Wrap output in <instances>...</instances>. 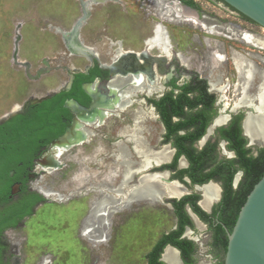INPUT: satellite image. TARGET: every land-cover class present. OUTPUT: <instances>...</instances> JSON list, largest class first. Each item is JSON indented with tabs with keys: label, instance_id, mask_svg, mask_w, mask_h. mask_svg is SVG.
<instances>
[{
	"label": "rangeland",
	"instance_id": "obj_1",
	"mask_svg": "<svg viewBox=\"0 0 264 264\" xmlns=\"http://www.w3.org/2000/svg\"><path fill=\"white\" fill-rule=\"evenodd\" d=\"M135 1L137 6L145 11L147 7L144 6V2ZM192 2L203 11L211 24L223 25L222 22L225 20L232 22L238 20L235 14L223 9L216 1L192 0ZM79 9L78 0H0V78H4L3 74L15 72L14 70L17 69L19 72L22 71V67L16 65L18 62L12 61L13 53L17 60L24 59L35 64L39 63L38 59L41 57L47 59L49 65L55 69L42 81L46 84V89L50 88L48 93L56 91L66 80L65 66L82 69L86 61L81 56L68 55L61 38L63 31H66L73 20L80 15ZM150 11L152 18H156L157 14L151 9ZM166 12L168 16L164 17V22L169 25L171 42L177 49L184 46V58L180 60L177 57L174 78L181 83L192 73L205 77L206 75L198 71L195 66L193 52L218 46L226 40L230 44L231 40L227 38L225 40L215 29L208 33L206 28L186 21L185 14L176 17L171 3L170 6L167 5ZM159 21L163 23L161 18ZM157 25L162 36L166 38L162 25L156 23L153 29ZM245 25L249 33L256 38L255 41L260 44L258 48L249 45V49L244 50L249 53L247 58L264 69V31L249 21L245 22ZM94 34L98 36L99 33L98 31L90 33L93 36ZM150 41L152 43L151 38L147 43L154 48L153 50L164 52L159 47L151 45ZM96 45L99 47V41H96ZM48 79L53 82L52 86L48 84ZM207 79L213 80L212 76H207ZM257 80H260L259 76ZM158 81L159 76L156 82ZM114 82L118 86L124 83L119 80ZM236 82L239 83V78H234V84ZM245 82L244 78L243 85L246 84ZM159 83L163 85L162 81ZM233 85L225 92L213 91L217 97L218 116H226V119L227 115L233 112L230 108L232 109L241 95V91L239 95L235 94ZM250 85L246 88L247 94ZM256 92L257 87L253 95H248L253 97ZM43 93L42 89L41 94ZM143 93L130 97L131 103L126 111L116 117L109 116L106 119L107 126L100 129L95 136L96 140L93 144L96 145L99 140L98 146L102 145L103 148L102 154L98 155L100 161L83 160L82 153L78 154L76 150H71L60 157L62 164L60 169L51 172L40 169L38 184L40 192L44 194L43 203L39 204L37 210L21 224L5 231L1 236V242L5 246L3 257L7 264H144L145 254L154 241L162 233L174 227V214L171 206L166 203V199L172 197L162 194L151 197L149 194L137 193L139 186L129 185L131 178L124 184L123 166L115 157V144L126 139L121 126L130 122L132 123L126 126L132 127L137 124L141 128L144 140L147 141L146 148L139 150L141 154L147 151L155 153L163 147L160 144L162 126L154 110L141 100L145 97ZM156 94L153 93L152 96ZM242 108L236 107L234 112ZM224 121L220 123L223 124ZM220 123L211 125L203 140L196 145L199 147L207 138L213 137L214 129L221 125ZM119 127L121 128L117 130ZM127 145L131 147L129 143ZM85 152H88V148ZM130 152L131 160L138 162L137 160L141 158L138 155L140 153L135 154L132 148ZM73 153L77 154L71 156ZM217 153L219 157L232 156L223 142L218 143ZM160 163L149 162L145 168L135 170L131 177L145 173L148 168L151 166L154 168ZM185 165L182 160L178 163L179 167ZM100 170L101 172H98ZM89 175L103 179L91 181ZM142 175L137 178V182ZM163 178H166V175ZM81 180L88 181L84 182L88 188L77 184ZM162 184H166L164 179ZM92 185L97 187L92 188ZM186 189L190 192H201L198 186H190ZM105 192L111 197L107 202H102ZM192 222L193 226L186 228L185 236L195 245L194 264H222L224 255L217 254L213 250L211 233L206 225L195 218Z\"/></svg>",
	"mask_w": 264,
	"mask_h": 264
},
{
	"label": "flooded vegetation",
	"instance_id": "obj_2",
	"mask_svg": "<svg viewBox=\"0 0 264 264\" xmlns=\"http://www.w3.org/2000/svg\"><path fill=\"white\" fill-rule=\"evenodd\" d=\"M142 1L144 2V6L147 7L145 11L143 8L140 9L137 6L135 0H78L80 6V15L73 20L70 27L66 31H63L61 38L63 39L64 46L68 51V55L81 56L86 61V64L82 67V69L65 66V71L67 72L66 80L62 82L59 88L52 93H48L50 88L46 89V84L42 83L44 80L43 78L50 76V73L55 70L49 65L47 59L41 57L38 59L39 63L35 64L24 59L17 60L16 55L13 53L11 59L14 63L18 62L16 65L19 68L22 67V71L19 72V69H17L14 70L15 72L3 74L4 78H0V143L2 145L4 144V148L0 149V152L2 151V153H0V165L1 163H7L8 165H11V168L8 170V175L6 177L0 176V192H4L3 188H5L6 192V186L8 184V193L6 196V198H8L7 204L17 207V211H22L27 205H29L31 214L22 216L17 221L15 226H9L5 228L2 231L1 236L5 231L21 224L24 219L31 216L37 210L39 204L43 203L44 194L40 192L38 184V180L41 176L40 169H45L48 172L60 169V165H62L60 162V157L64 155L63 153L69 152L71 150H76L78 154L82 153L81 157L83 160H101L98 158V155L102 154L103 148L102 145L101 147L98 146L99 140H97L96 145L93 144L96 140L95 136L98 135L100 129H104L105 126H107L108 121H106V119L109 116L114 115L116 117L119 116V113L126 111L127 107L131 103L129 102L130 97L136 95L137 93H143L135 91L129 96H126L124 99L121 95V91L128 86L132 79H136V77H140L145 86H154L157 88L158 91L153 92L157 93L156 95L152 96L153 93L148 95V93L145 94L144 92L143 94L145 97L141 100L154 110L157 119L162 126L163 132L160 137V144L162 146L168 145V147L172 149L171 157L168 161L161 162L162 164L160 163L154 168H151V166L145 171V173H141L140 175H153L152 173L159 172L165 174L166 178L171 181H179L172 176L176 174L177 169L187 167V161L183 155L178 157L176 169H158L162 165L167 164L172 160L175 149L169 143H161L162 135L164 133V126L159 119L156 108L148 101V99H158L165 92L171 90L172 83L180 86L189 82L191 77L194 74H197H190L189 77L181 83H178L173 76L177 59L180 58L181 60V58H184V46L181 49V46L179 49L175 48L171 42V39L169 38V25L164 22V17L168 16V12H166V10L169 3H175L177 7L189 9L192 12L191 16L193 19L191 21H194L189 22L206 28L208 33H211L215 29V31L222 35L225 40L226 38L231 40L230 44H228V41L226 40V42H222L218 46L216 45L214 47H207L200 52H193L195 66L197 67L198 71L205 74L206 76L202 77L199 74L197 75L199 78H202L206 81L207 91L214 95L215 101L213 105L216 107V115L207 126L205 134L193 144L194 147L199 149L208 139H210V141H214L217 135L215 131L216 128L227 126L233 115L242 114L239 121L241 133L247 139L246 146H250L252 148V153L254 155L256 154V150L254 149L255 146L249 144V136L243 129V121L247 115L246 112L247 110L251 109L248 106H239L243 108L242 110L236 112H234L235 108H230V110L233 112L227 115V119L223 124L220 123L221 125L214 129L213 137L207 138L199 147L196 145L202 138L205 137L207 130L211 125H213L215 118L218 116V107L216 104L217 97L213 91L215 90L219 92H225L229 86L234 84V78H239V83L236 82L233 85V90H236L235 94L239 95V91H241L239 87L242 86L244 78L246 77V74L244 73V65L246 62H250L247 58L249 53L244 50L249 49V45L257 48L260 47V44L255 41L256 38L254 35L249 33V29L245 25V22H247L249 19L235 11L221 0L219 1L220 3H223V6L235 11V14L238 18L237 21L232 22V20H225L222 22L224 23L223 25H218L215 23L211 24L209 21H207L203 11L198 6H196L192 0H171L170 2H168V0ZM208 1L215 2L214 0ZM150 9L155 12V14H157L156 18L159 16L158 19L155 17L152 18L151 14L149 13L151 12ZM94 12L96 13L94 14ZM160 18L163 20V23L159 21ZM78 20H80V23L77 25V27H75V24ZM156 23L162 25L168 42L167 51H160L161 53H159L157 50H153L154 48H151V46L147 43L148 39L152 38L153 26ZM74 28H76V34L73 33ZM95 31H98V36H95L96 34H94V36L90 35V33H95ZM87 34L89 35L87 36ZM246 35H250L255 42H248L245 39ZM94 38L96 41H99V47L96 45ZM76 43L80 46V48L73 49L72 46ZM150 44L153 45L151 41ZM176 49L177 52L175 51ZM116 52L118 53L115 55ZM240 60H242V65L239 64ZM250 63L254 66L257 72L261 73V71L264 70L253 62ZM123 71H126L127 74H120V72ZM115 72L116 75H114ZM91 73L96 74L91 80H87L86 78L78 75H89ZM158 76L159 81H162L163 85H161L159 81L158 83L156 82L158 80ZM207 76H212L213 79L217 80L216 85L218 88L225 85L223 90L211 88L210 83H208L209 79H207ZM252 79L254 80L252 81L248 90L249 95H253L255 93L256 87L260 82V80H257V76ZM114 80H119L120 82L124 83L120 86L117 85L118 88H116L113 87L114 85L112 84ZM77 83L79 84L80 89H76L75 86ZM48 84L52 86L53 82L48 79ZM42 89L44 90L43 94H41ZM250 89H253V91H250ZM61 91L69 92L71 93V96L64 99L62 102V108H59L57 106V100L53 98L54 94ZM176 91L177 89L174 88L173 92L175 93ZM42 97L45 98L41 99ZM121 99L127 103H124V105H119L122 101ZM92 102L94 104V108H96V111L90 116V119L93 121H89L90 119L85 120L84 118H80L78 115H76V112L79 110L78 106L82 108H90ZM255 102L256 101L253 100L254 104ZM71 103H75L74 105L76 106L77 104L78 106L72 110L73 108ZM68 105H70V107ZM97 109H99V113H96ZM118 110H120V112H118ZM129 124H124L121 127H126V125L129 126ZM121 127L117 128V130H119ZM66 129H72L73 132L74 129L77 131L81 130L80 133H84L85 137L78 140L75 136H72L71 140L74 141L73 139L76 138L75 141L78 140V142L72 144L67 149L63 147H52L51 149L52 141L60 136ZM59 130H61L60 133H58ZM125 138L126 139L123 141V143L126 145L129 152L130 148H132L134 153L138 154V151L134 149L132 141L129 140L127 134L125 135ZM144 142V145L146 146L147 141L144 140ZM220 142H223L226 150L232 154L231 157L224 158L234 157L233 151L226 147V141L223 139H218L217 145ZM127 143L131 144L130 148L128 147ZM87 148L88 152L86 153L85 151H87ZM139 152L141 153V151ZM77 153H73L71 156H74V154ZM138 155L141 156V154ZM52 156L58 161L60 167H55L56 161ZM181 158L185 160L186 164L183 167L178 166ZM118 163L120 162L118 161ZM98 172H101V170ZM237 172L240 173L239 179H237L239 181L241 177V171L238 170ZM237 172L234 175L233 181ZM140 175L132 176L129 185L140 186L142 184L141 177L147 176L142 175L137 182V178ZM89 177L91 181L102 178L94 176L91 177L90 175ZM70 179H72V175H70ZM183 179L189 182L186 176H184ZM84 182L87 183L88 181L81 180L77 182V184L79 186H85L84 188H88V185H84ZM209 182L217 184L219 187V194L217 198L212 200V203L210 202L211 204L209 203L208 205L211 211L212 205L218 202L220 199L221 187L219 182L209 180L208 182L201 185L193 184L190 186L200 187ZM109 185H111V182ZM91 187L94 188L97 186L92 185ZM112 187L114 188V186ZM184 187L187 188L185 185ZM183 193H181L179 196H172V198H179L182 195L191 192L188 191V193ZM198 193L200 194L198 205L204 211H206L208 206L205 208L199 203V201L202 199V192ZM69 194H71V192H69ZM35 195L40 199L32 202ZM168 199H166V203L170 205V203L167 202ZM187 208L189 209V207L186 206V211ZM206 212L209 213L208 211ZM188 215L193 221V217L189 213ZM195 217L197 216L195 215ZM198 221L200 220L198 219ZM185 230L182 234L183 237H186ZM166 246L168 247V245ZM165 247L164 249H166ZM164 249L161 253V257L165 251ZM4 250L5 248L3 251ZM3 251L2 258L6 263L3 257Z\"/></svg>",
	"mask_w": 264,
	"mask_h": 264
},
{
	"label": "trees",
	"instance_id": "obj_3",
	"mask_svg": "<svg viewBox=\"0 0 264 264\" xmlns=\"http://www.w3.org/2000/svg\"><path fill=\"white\" fill-rule=\"evenodd\" d=\"M78 75L91 80L96 74ZM75 87L80 89L78 83ZM174 88L177 89L175 93L173 92ZM70 94L65 91L54 94L53 99L57 100L59 108H62L63 100L71 96ZM148 101L156 108L164 126L161 143H169L175 149L172 160L158 169H176L178 157L183 155L187 161V167L177 169L173 178L178 179L187 187L213 180L219 182L221 192L220 199L212 205L209 213L198 205L200 199L198 192L168 199L167 202L170 203L174 214L175 225L154 241L145 254L144 264H166L161 259V253L166 245L178 251L182 264H194L195 245L192 240L182 236L186 227L193 226L185 209L186 206L200 221L206 224L211 233L213 250L217 254L224 255L227 244L225 228L228 231L231 230L247 194L264 173V146L254 147L255 155L252 153V148L246 146L247 139L242 135L239 125L242 114H238L232 116L227 126L216 128L217 135L214 141L208 139L199 149L194 147L193 144L205 134L207 126L216 115V107L213 105L215 97L207 91L206 81L199 78L197 74H194L189 82L180 86L172 83L171 90L165 92L158 99H148ZM218 139L226 141V147L233 151L234 157L219 158L217 156ZM3 145L0 143V149L4 148ZM9 168L11 165L1 163L0 176L6 177ZM238 170L241 171V177L234 188L232 181ZM184 176L189 182L183 179ZM3 191L5 192V188ZM4 192H0V264H6L2 258V251L5 248L1 243L2 231L9 226H15L22 216L31 214L29 205L22 211H17V207L7 204L8 184L3 195ZM38 199L40 198L35 195L32 202Z\"/></svg>",
	"mask_w": 264,
	"mask_h": 264
},
{
	"label": "bare ground",
	"instance_id": "obj_4",
	"mask_svg": "<svg viewBox=\"0 0 264 264\" xmlns=\"http://www.w3.org/2000/svg\"><path fill=\"white\" fill-rule=\"evenodd\" d=\"M170 6V3H169ZM172 8L175 10V16L176 17H180L182 16V14H185L186 16V20L191 21L192 18V12L187 9V8H178L177 5L175 3H171ZM193 22V21H191ZM245 39L248 42H255L250 35H246ZM70 40V39H69ZM152 44L159 47L162 51H167L168 48V42L167 39L165 37L162 36L161 30L159 28V25L155 26L153 29V35H152ZM73 49H78L80 48L79 45L74 44L72 46ZM85 50V49H84ZM220 57V56H219ZM241 61H239V64H241ZM119 62V61H118ZM120 63V62H119ZM245 67V71L244 73L246 74L245 80H246V84L240 87L241 89V96L240 98L234 103L232 109L239 107V106H243V105H248L251 106L254 110L255 115H251V114H247L244 121H243V129L245 131V133L249 136V139L255 143V144H263L264 143V71L257 72V70L254 68V66L250 63V62H246V64L244 65ZM120 74L122 75H126L127 72L123 71L120 72ZM114 75H116V72L114 73ZM113 75V76H114ZM256 76H259L260 78V82L257 85V92L256 94L251 97L246 93V88H248V85L251 84V80L252 78H255ZM210 83V87L213 89H219V90H223V88L225 87V85L221 86V87H217V80L213 79V80H209ZM114 86L113 87H117V84L115 82L112 83ZM135 91H139V92H145L150 94L151 92H157V88H155L154 86H150L147 87L143 84V82L141 81L140 77H136V79H132L128 86L121 91V95L124 98H126V96H129L131 93L135 92ZM90 94V93H89ZM91 95V94H90ZM123 99H121L120 104L127 103L126 101H123ZM253 100L256 101L255 105L253 104ZM72 104V110H74L76 108V106ZM126 105V104H125ZM70 107V105H68ZM109 108V106H108ZM99 113V109H97V112ZM95 113V114H96ZM94 115V114H93ZM143 115V113H142ZM93 117V116H92ZM103 117V116H101ZM137 117V116H136ZM141 118V117H139ZM226 119V116L223 115H219L215 118L213 124H218L220 122H223ZM138 120V118H137ZM136 120V121H137ZM122 133L123 134H127V136L129 137V140L132 141L133 147L134 149H136V151L139 152V150L146 148V146L144 145V138L142 136V131L141 128L137 125L134 124L132 127H123L122 128ZM81 130L77 131L74 129V132L72 134V136H75L78 140L83 139L84 133H80ZM120 134V133H119ZM71 136V138H72ZM75 138V139H76ZM73 139V140H75ZM203 138L200 140L202 141ZM52 147H63L65 149H67V146H61L59 143L54 142L51 145V149ZM115 148H116V153H115V157L116 160L120 162V164L123 166L122 168V177H123V183L126 184L129 179L131 178V175L135 172V170L140 169V168H145L149 162H155V163H160L163 162L164 160H166L168 157H170L171 153H172V149L170 147L167 146H163L160 150L156 151L155 153L150 151V152H143L141 154V158L139 160H137L138 162H134L133 160H131V156H130V152L128 150V148L126 147V145L123 142H118L115 144ZM51 156V155H49ZM53 157V156H52ZM54 158V157H53ZM55 159V158H54ZM133 159V158H132ZM183 160V159H182ZM56 161V166L55 167H60L58 164V161L55 159ZM165 177V175L163 173H157V174H153V175H147V176H142L141 177V182L142 184L139 186L138 191H136L137 193H142V194H149L151 197H158L160 194L162 195H167V196H179L181 193L186 191V188L180 184H177L176 182H167L165 179L163 178ZM162 178L167 182V184H162ZM238 176H236L235 180H237ZM123 185L121 184V187ZM163 187V188H161ZM200 191L202 192V199L201 201H199V203L201 204V206L203 207H207L209 205V203L216 199L218 194H219V187L217 184H214L212 182H209L203 186L199 187ZM106 193V192H105ZM107 194V195H106ZM104 194L105 196L102 198V202L103 201H108V199H110V195L109 193ZM96 203V202H95ZM96 204H93V206ZM209 207V206H208ZM193 218H195V216L191 215ZM196 220V218H195ZM166 249H164V253L163 256L161 257L163 260H165L166 262H168L169 264H180L179 258H178V253L177 251L172 248L171 246H166Z\"/></svg>",
	"mask_w": 264,
	"mask_h": 264
},
{
	"label": "water",
	"instance_id": "obj_5",
	"mask_svg": "<svg viewBox=\"0 0 264 264\" xmlns=\"http://www.w3.org/2000/svg\"><path fill=\"white\" fill-rule=\"evenodd\" d=\"M215 1L223 9L233 14H235V11L242 14L249 19V22L255 24L264 31V0H221L228 6L233 8L235 11L223 6V3H220L219 0ZM79 23L80 20L76 22L75 27H77ZM75 29L76 28L73 29L74 34H76ZM43 98L45 97H42L41 99ZM76 106L78 105L76 104ZM248 107H250L251 109L247 110L246 114L255 115L253 108L251 106ZM78 109L79 110L76 112V115H78V117L80 118H84L85 120L90 119L92 113L96 111L93 102L90 108H82L78 106ZM91 120L92 119H90L89 121ZM72 134V129H66L60 136L54 139L52 143L57 142L61 146L69 147L72 144L78 142V140H71ZM249 144L254 145L255 147L264 146V143L255 144L251 140H249ZM155 173L159 172H154L152 174ZM239 175L240 173L237 172V179H239ZM165 180L167 182H176L177 184L184 186L177 180L171 181L168 178H166ZM237 181L238 180L234 179V187L236 186ZM185 193H188V191L184 192L183 194ZM187 211L190 215L195 216L190 211V209L187 208ZM206 211L209 212L210 208L207 207ZM195 218L197 219V217ZM225 230L227 244L223 257V264H264V173L255 182V184L247 194L245 201L238 211L237 217L231 230L228 231L226 228Z\"/></svg>",
	"mask_w": 264,
	"mask_h": 264
},
{
	"label": "crops",
	"instance_id": "obj_6",
	"mask_svg": "<svg viewBox=\"0 0 264 264\" xmlns=\"http://www.w3.org/2000/svg\"><path fill=\"white\" fill-rule=\"evenodd\" d=\"M168 158H169V157H168ZM168 158H167V159H168ZM167 159H166V160H167ZM182 159H183V158H181V160H182ZM166 160H164V161H166ZM182 163H185V160H184V159L182 160Z\"/></svg>",
	"mask_w": 264,
	"mask_h": 264
}]
</instances>
